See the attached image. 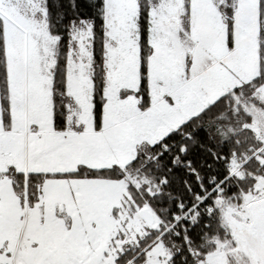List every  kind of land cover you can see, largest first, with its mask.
Masks as SVG:
<instances>
[{"label": "snow or ice", "instance_id": "obj_1", "mask_svg": "<svg viewBox=\"0 0 264 264\" xmlns=\"http://www.w3.org/2000/svg\"><path fill=\"white\" fill-rule=\"evenodd\" d=\"M0 264H264V0H0Z\"/></svg>", "mask_w": 264, "mask_h": 264}]
</instances>
